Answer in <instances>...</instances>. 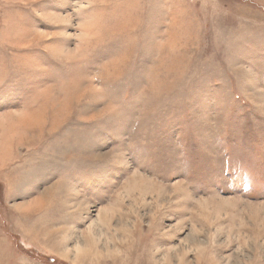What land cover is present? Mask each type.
<instances>
[{"label":"rangeland","instance_id":"rangeland-1","mask_svg":"<svg viewBox=\"0 0 264 264\" xmlns=\"http://www.w3.org/2000/svg\"><path fill=\"white\" fill-rule=\"evenodd\" d=\"M0 264H264V0H0Z\"/></svg>","mask_w":264,"mask_h":264}]
</instances>
